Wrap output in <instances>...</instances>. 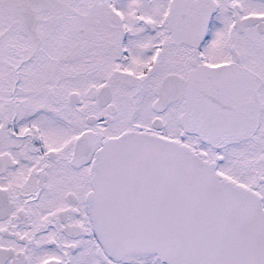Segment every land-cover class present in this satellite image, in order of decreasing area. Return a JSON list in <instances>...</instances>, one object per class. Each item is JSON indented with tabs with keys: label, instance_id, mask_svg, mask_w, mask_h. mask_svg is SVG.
Returning a JSON list of instances; mask_svg holds the SVG:
<instances>
[{
	"label": "snow or ice",
	"instance_id": "obj_1",
	"mask_svg": "<svg viewBox=\"0 0 264 264\" xmlns=\"http://www.w3.org/2000/svg\"><path fill=\"white\" fill-rule=\"evenodd\" d=\"M0 264H264V0H0Z\"/></svg>",
	"mask_w": 264,
	"mask_h": 264
}]
</instances>
